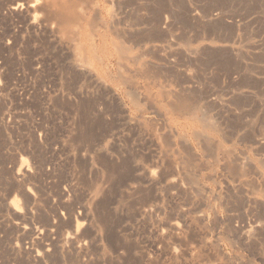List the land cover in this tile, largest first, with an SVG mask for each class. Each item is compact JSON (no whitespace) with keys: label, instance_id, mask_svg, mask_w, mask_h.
I'll return each mask as SVG.
<instances>
[{"label":"rangeland","instance_id":"obj_1","mask_svg":"<svg viewBox=\"0 0 264 264\" xmlns=\"http://www.w3.org/2000/svg\"><path fill=\"white\" fill-rule=\"evenodd\" d=\"M0 264H264V0H0Z\"/></svg>","mask_w":264,"mask_h":264}]
</instances>
